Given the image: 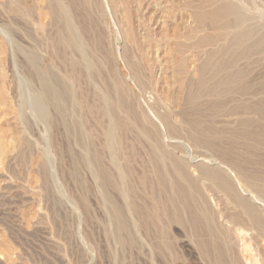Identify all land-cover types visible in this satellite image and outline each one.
I'll return each mask as SVG.
<instances>
[{"label":"bare ground","instance_id":"6f19581e","mask_svg":"<svg viewBox=\"0 0 264 264\" xmlns=\"http://www.w3.org/2000/svg\"><path fill=\"white\" fill-rule=\"evenodd\" d=\"M47 1L52 57L66 73L64 77L57 76L52 65L50 70L39 71L37 58L31 54L25 56L39 83L37 92L50 105L54 121L63 126L66 138L82 149L81 154L70 156L71 175L82 191L81 206L87 210L90 188L79 174L84 165L100 189L101 200L108 209L111 233L123 250L136 245L134 229L142 228L152 237L154 256L165 264L176 259V245L183 249L188 243L199 262L255 264L244 259V254L253 251L242 236L250 227L256 233L251 238H264V99L242 101L258 90L247 81L246 72L237 67V58L250 59L252 52H259L256 50L264 39L253 41L251 31L235 33L228 45L207 52L197 65L195 78L184 82L182 110L178 112L181 122L175 123L174 114L168 110L160 114L166 133L172 137L185 135L195 149L194 156L189 152V159L184 160L172 152L181 149L182 153L180 141L160 138L159 126L138 110L123 81L105 75L98 56L104 55L103 61L109 57L107 46L104 47L97 33L98 17L88 1L69 0L74 16L62 0ZM20 10V7L12 9L15 15ZM126 60L135 83L147 88L142 67L128 54ZM93 81L100 84L99 91L92 89ZM261 83L264 88V78ZM223 114L244 117L238 119L235 128H229L217 124V118ZM252 114L257 115V120L249 116ZM129 134L135 139L128 140ZM94 136L101 138L98 141L101 151L94 147ZM141 152L146 163L138 172L134 168ZM103 156L108 158L111 168L104 166ZM195 161L198 163L192 165ZM190 167L193 173H189ZM171 231L188 243L174 238ZM123 255L124 251L117 264H124Z\"/></svg>","mask_w":264,"mask_h":264},{"label":"rangeland","instance_id":"374dc122","mask_svg":"<svg viewBox=\"0 0 264 264\" xmlns=\"http://www.w3.org/2000/svg\"><path fill=\"white\" fill-rule=\"evenodd\" d=\"M87 1L98 17L97 33L104 47L107 46L109 64L106 59L103 61L104 55L98 56L105 75L123 81L138 110L145 113L153 125L159 126L160 138L180 141L183 151L173 150L174 155L184 160L189 159L190 153L194 156L195 149L186 136L172 137L166 133L168 130L162 126L159 116L168 110L174 114L175 123L181 122L184 82L195 78L197 65L207 52H216L228 45L235 33L251 31L253 41L264 39V0ZM62 2L69 6V0ZM47 3V0H0V264H117L123 251L124 264H165L154 256L152 237L142 228L134 229L136 245L133 248L123 250L119 246L111 233L110 217L100 189L84 165L79 174L87 188L90 187L86 196L87 210L79 202L82 191L71 175V157L81 154L82 149L68 140L63 126L54 121L50 105L44 103L37 92L40 86L25 56L31 54L37 58L38 70H50L52 65L57 76L64 77L66 73L52 57ZM16 7L22 10L17 15L12 11ZM258 49L259 52H252L250 59H246L248 56L237 58V67L246 72L247 81L260 90L242 99L247 103L264 99V88H261L264 40ZM125 53L142 67L147 88L135 83ZM92 83V89L99 91L100 84ZM221 116L217 124L229 128H235L238 119L244 117ZM249 116L257 120V115ZM129 135L128 140L135 139L133 134ZM95 136L94 147L101 151V142H98L101 138ZM140 154L143 156L142 152ZM142 156L136 158L139 163L134 169L138 168V172L146 163ZM103 163L111 168L105 156ZM195 163L198 162L192 165ZM189 169V173H193V168ZM247 229L250 231L245 230L242 237L253 252L244 254V259L263 264L264 238H253L255 231ZM171 233L177 240L180 238L174 231ZM181 239L188 243L187 239ZM176 246L178 258L171 264H207L197 260L190 243L188 248Z\"/></svg>","mask_w":264,"mask_h":264}]
</instances>
